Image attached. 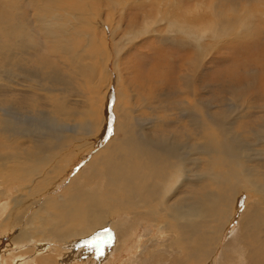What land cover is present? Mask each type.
<instances>
[{
	"label": "bare ground",
	"instance_id": "bare-ground-1",
	"mask_svg": "<svg viewBox=\"0 0 264 264\" xmlns=\"http://www.w3.org/2000/svg\"><path fill=\"white\" fill-rule=\"evenodd\" d=\"M72 1L84 12L82 27L78 25L82 29L65 23L64 28L69 27L70 32L49 50H60L61 46L62 55L78 57L87 49L81 43L84 38L90 41L89 28L102 30L94 21V17L100 18V13L94 14L89 8L104 0ZM105 1L118 4L123 0ZM203 1L210 8L188 10L182 0L177 1L178 6L166 0L167 7L158 9L161 15L167 10V17L180 19L182 32L194 45L191 50L180 47L176 61H166L167 67L152 64L151 74L142 76L144 90L146 78L154 79L161 86V94H157L155 104L148 103L149 98L145 97L139 121L134 118L130 90H126L129 92L124 98L119 97L113 106L116 118L112 136L94 153L99 144L94 140L100 139L108 128L106 103L110 106L114 85L110 77L102 80L103 91L98 88L99 80L95 86L91 84L98 66L105 68L98 55L106 54L104 47L95 44L90 49L94 51L91 60L98 63L96 66L88 63L84 74L89 80L85 82L89 90L88 106L76 107L70 99L60 98V81L53 73L58 65H52L51 74H46L45 86L23 69L28 66L25 42L31 35L28 24L21 21L23 13L18 12V6L33 4L37 7L36 17L40 18L41 13L59 16L52 8H60V0H28L27 4L22 0H0L3 7L0 9L7 17L0 19V35L21 27L14 56L10 38L6 41L0 38V50L3 48L0 58L9 59L7 65L0 64V89L11 88L0 92V210L7 212L2 218L0 211V241L17 245L24 263L113 264L126 249V239L129 241L141 226L146 229L145 241L131 248L121 264H215L216 258L217 264H223L226 254L231 255L229 264H264V136L255 141L246 136L245 127L239 128L249 123L257 109L238 103L224 106L219 110L237 114L229 123L221 118L223 112L193 114L191 109L195 106L191 101L198 108L206 105L201 98L196 101L195 92L200 87H193L196 70L206 61L208 71L199 75L202 84H207L204 80L222 69L231 72L227 80L231 84L239 76L247 81L248 75L253 74L255 89L260 90L252 98L255 102L264 99V80H259L261 74L264 77V29L258 26L257 18L254 24L237 28L246 19L244 4L264 13V0ZM63 16L60 13L61 19ZM36 20L57 26L49 19ZM160 20L165 22L167 18L160 16ZM64 28L40 33L60 38V33L66 31ZM31 32L39 38L35 28ZM205 35L215 38L216 43L222 39L231 41L222 49L224 43H205ZM28 44L34 51L44 49L40 43ZM73 45L77 46L76 51ZM42 67L43 71L48 69ZM166 79L171 81L168 88L161 82ZM118 81L115 79V86ZM221 81L218 77V82ZM214 87L221 88L219 84ZM82 154L84 167L68 181L69 170ZM248 193L245 211L228 240L222 243L235 210L240 207L242 194ZM27 208L33 211L28 223L20 222L19 229L12 226L11 221H16L17 215ZM43 212L37 231L31 219ZM135 221L137 226L132 228ZM123 225L126 227L122 228ZM110 226V236L104 239L102 233ZM155 227L159 228L157 234L153 231ZM10 231L13 234L9 240ZM97 238L103 241L96 249L76 251ZM42 239L47 241L46 245ZM65 242L69 244L63 246ZM74 244L75 250L65 252V247L74 249ZM38 249L40 255L36 257ZM75 254L79 256L78 262L69 257Z\"/></svg>",
	"mask_w": 264,
	"mask_h": 264
},
{
	"label": "rangeland",
	"instance_id": "rangeland-1",
	"mask_svg": "<svg viewBox=\"0 0 264 264\" xmlns=\"http://www.w3.org/2000/svg\"><path fill=\"white\" fill-rule=\"evenodd\" d=\"M33 1L34 0H32V2ZM165 1L166 0H164V3L162 4L163 0H159V1L157 0H137V1L123 0L121 1V3L123 2L122 4L121 3L112 4L111 2L104 0L105 3L98 2V3L93 4L92 8H89V9H92L94 14L100 13V18L94 17V21L96 22L97 27H100L102 30L89 28L88 35H90V41H86L84 38L82 39V43H81L82 48L86 46L87 49L85 52L79 54L78 57L71 56V55L66 56L64 54L62 55L61 46H60V50L59 49H55L53 51L49 50L51 46H55V43L59 39L61 41L63 36L70 32V31L67 32V29H70L69 27H67V29L64 28L65 23H67L69 26L71 25L70 27L76 26L77 28L78 25L79 27H82L80 26L81 25L80 22L82 20V16L84 12H82L79 8H77L72 0H60V8H52L54 9V12L57 13L59 16H46L43 13H41L40 16L42 18L36 17L37 9L35 8L37 7L32 6L33 4L30 5V7L23 6L24 4L23 5L21 4L22 6L20 5L17 8L19 13L21 14L23 13L21 15V21L22 23L25 22L28 24V29H29L28 32L31 35V37L25 42V48H24L25 53L24 54H25V58H26V62L28 66L24 67L23 69L29 74H34L35 81L40 83V85L45 86V83L47 84V81L45 80L46 74L48 73L51 74L52 65H55V66L58 65L56 66V68L53 69V73L57 76L58 80L60 81V94H61L60 98L66 99V100L70 99L71 101L76 103L75 105L76 107H78L79 105L80 107L82 105H86V107L88 106L87 105L88 99L86 97L88 96L87 94H89V90H86L88 84L86 85L85 82L88 81L89 83V80H87L88 77L84 76V74L86 73L89 64H91L92 66H96L98 63L97 60H91L93 58V56L91 55L92 54L94 55V51L90 49L95 44H97V46L102 45L104 47V51H106V54L102 55V52H100L98 55H99V59L104 61L105 68L101 69V66H98L96 73H94L95 77L91 84H93L92 85L93 87L96 85V83H98V80H99L98 88L99 90L101 89L100 91H103L105 87V81L103 82L102 80L110 77V80H113L114 85H113V91L109 99L110 106H108V103H106L105 113H106V118L108 120V128L105 134H103V136L100 137V139H98L99 137L96 138L98 140L93 139L95 142L98 141L99 143L98 148L93 151L94 153L99 151V149L103 145H106V143L112 136L114 126H115V118H116V113L113 109V106L115 103H117L119 97L123 96L124 98L126 94L129 92L126 90H130V92L132 93V95L130 93V96H131V99H133L131 100L132 102L131 104L133 108L135 109L134 118L136 121H139L141 118V114H142V108H143L142 104L144 100L146 98H149V101L147 102L151 104H155L158 101L157 94L159 95L161 94L159 90L161 86L158 87L155 81L153 82L154 79L149 80V78H146V77L145 78L148 80V82H146L147 86H146V90H144L145 84H143V81L141 80L142 76H144L145 73L151 74V71L154 69L152 64L155 65V67H156V64H160V66L161 64H164L163 67H167L165 63L166 61H171V62L176 61L179 56L178 52H179L180 47L182 48L185 47L186 50H191V46L194 45V43L187 37V35L182 32V30L184 29V26L180 19H178L175 16L167 17L166 16L167 10L163 15L159 14V12L157 13L158 9L161 8V6L164 5L163 7H167ZM177 1L178 0H172L173 3L174 2L176 3V6H178ZM182 1H184L186 5L184 6V8L187 7L188 10H191L193 8H210L209 7L210 4L205 3L203 0H182ZM197 1L199 2L198 5L196 4ZM209 1L210 0H207L206 2H209ZM22 2L27 4L28 0H22ZM0 8H3L1 4H0ZM29 8H32V10H30ZM184 8H179V9L184 10ZM227 8H229V6ZM49 9L50 8H47L46 12H48ZM60 13L64 15L62 19L60 18ZM67 13H71L72 15L68 16ZM243 14L246 16V19L242 20V22H240L237 25L238 29L242 25H245V24H254L256 18H257L256 21H257L258 26L260 25L259 27L264 29V13H257L254 8H251L250 5L246 3L244 4ZM160 16H162L163 18L166 17L167 21L162 22L160 20ZM190 16L193 17V15H190ZM110 17H112V19H110ZM44 18H45V21L47 19H49V21L50 20L53 21V23H55V25L57 26L52 27V25H49L48 21L45 24V22L36 20V19L44 20ZM0 19L7 20V17L4 16L1 9H0ZM155 21L156 23L153 24ZM30 22H31V26H30ZM45 25H47V27ZM198 25H200V23H198ZM20 28L21 27L12 29L3 35H0V38L3 41H6L8 40V38H10V44L13 46L11 55L13 56L16 54L15 46L18 42L17 32ZM34 28L39 32V38H35L33 36V33L31 31H34ZM59 28H64L66 30L60 33V38L44 37L42 35V33H44V30L46 31L51 30L53 32H57V31H60ZM81 29L82 28H79V30ZM205 40H206L205 43L209 45L224 43L221 47L222 49H225V45L229 41H231V40H228L225 42V40L222 39L216 43L215 38H209L207 37V35H205ZM30 41L42 44L44 46V49L42 50V52L31 50L28 44V42ZM232 46L233 45H231V47ZM72 48L74 51L77 50V46L75 45H73ZM2 50L3 48H1L0 51ZM222 51H225V50H222ZM45 54H48V55L45 56ZM8 60L9 59L3 60L2 58H0V64L2 66H5L7 65ZM206 62L208 63V61ZM207 63H205V65L200 66L196 70L197 73H196L195 80L193 83L194 88L200 87V89L195 92L196 101L198 102L199 98H201L204 100L206 105L201 108H198L197 103L191 101V103L195 105L194 107L191 108L193 114L220 111V112H223V114L220 115L221 118L223 120H226V122L229 123L233 121V119L236 117L237 114L229 115L223 110H219L222 107L224 106L233 107L234 103H238L240 105H244L247 107H254L257 109L255 116L249 121L248 124L244 126H239V128L240 127L246 128V131H247L246 136L248 138H251L255 141L258 139H261L264 136V99L260 102H255L252 98V96L256 95V92L260 90V89H255L256 83H255L254 75L253 74L251 76L248 75L247 81L241 80L243 77L239 76L237 77L236 81L233 84H231V83H227V80L231 78L229 76L231 72L226 73L225 70L222 69V70H219L216 74H212L210 77L207 78V80H204V83H207V84H202V82L199 79V75L201 73H205L208 71L209 64L206 65ZM12 65L13 64H10L9 66L12 67ZM42 66L44 67L47 66L48 69L43 71L41 69L43 68ZM165 71H168V70L165 69ZM162 72L164 71L162 70ZM102 76H103V79H102ZM218 77L222 78L221 82H218ZM224 77H226V79H223ZM115 79L116 81L119 80L118 85L116 86H115V83H116ZM259 80L260 81L264 80V77L262 74H261V77L259 76ZM161 82L164 88H168L171 85V81H168L167 79L165 81L161 80ZM101 83L103 84V86ZM210 83H212L214 86L219 84L221 88L214 87ZM10 90L11 88H3V89H0V92L2 93L5 91H10ZM69 91H71L72 93H69ZM65 93L68 97L65 95ZM1 106L2 105H0V107ZM210 108L218 109V110H211ZM14 110L20 111L18 109H14ZM38 119L40 121L41 117L38 116ZM165 134H168V133H165ZM82 155H80L79 159L72 165L71 170H69L70 175H68L69 176L68 181L74 178V176H76L80 172V170L84 167L85 165L84 158H83L84 154ZM12 192L17 193V190L13 189ZM248 196H249V193L248 195L242 194L240 198L241 200L239 203L240 207L235 210L234 219L231 221L228 227L229 228L227 232L228 235L221 239L222 243H225L228 240L227 237L230 235L231 231L236 227L237 222L241 218V214L245 211ZM243 197H246V198H243ZM22 199H25V198L22 197ZM250 201L253 202L254 198ZM36 202L37 201H35L34 203ZM27 210L28 208L25 209V211L21 215H17L16 221H11L12 226H14L15 228L18 227L19 229L20 222L24 221L28 223V219L32 215L33 211L31 210L27 211ZM0 211L1 212L3 211L1 213V216L3 218V215L7 214V212L6 210L4 211L3 209ZM43 214L44 212L40 213L39 215L33 216V218L31 219L37 231L40 229L39 224L42 220ZM124 222L125 220L122 223ZM135 226H137V221H135V224L132 226V228ZM125 227H126L125 225L122 226V228H125ZM108 230L109 231L112 230V227L111 226L109 228L107 227L105 232L102 233V237L105 236L104 239L110 236L109 234L110 232H108ZM153 231L155 232V234H157L159 232V228L155 227ZM12 234H13V231H10V233H8L9 240L12 238ZM145 235H146V229H144L141 226L138 227L136 232L134 231V234L129 239V241H128V238L126 239V243H125L126 249L118 254V256L114 259L115 262L113 264H121L122 262L124 263L127 257L129 256V250L131 248L141 246V242L145 241ZM42 241H43V245H46L47 241L43 239ZM102 241H100L98 238L96 240H90L87 245H83L79 247L76 251H79L81 249L83 250L85 249L89 250L91 248L96 249V246H98V244H102ZM9 243H10L9 241H8V244L6 241L5 242L0 241V264H3V259L5 261V264H26L24 263L23 259H20V257L22 256L21 254L22 250L18 249L17 245L9 246ZM67 243L68 242H65L62 245L65 246L67 245ZM77 244L78 243H76V245ZM68 247L64 248L66 249L65 252H70V250L76 249L75 244L74 246H72L74 249H69ZM137 249L138 248H135V251H138ZM6 250H8L7 256L5 255ZM183 251L184 250H182V252ZM39 255H40V252L38 249V252L35 253V256L38 257ZM2 257L3 259H1ZM69 257L70 259H73V261H77V262L79 261V256L77 254L73 255V257L69 255ZM229 260H231V255L226 254V258L223 264H229ZM214 262L215 264H217V258Z\"/></svg>",
	"mask_w": 264,
	"mask_h": 264
}]
</instances>
